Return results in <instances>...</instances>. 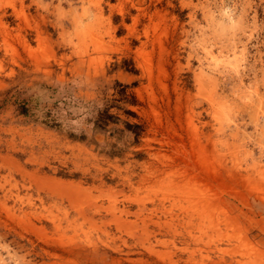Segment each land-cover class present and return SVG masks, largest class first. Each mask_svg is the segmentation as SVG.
<instances>
[{
  "label": "rangeland",
  "instance_id": "obj_1",
  "mask_svg": "<svg viewBox=\"0 0 264 264\" xmlns=\"http://www.w3.org/2000/svg\"><path fill=\"white\" fill-rule=\"evenodd\" d=\"M0 264H264V0H0Z\"/></svg>",
  "mask_w": 264,
  "mask_h": 264
},
{
  "label": "trees",
  "instance_id": "obj_2",
  "mask_svg": "<svg viewBox=\"0 0 264 264\" xmlns=\"http://www.w3.org/2000/svg\"><path fill=\"white\" fill-rule=\"evenodd\" d=\"M128 85H124L120 82H115V92L117 95H119V99H113V100H104L102 109H98L97 113L99 115L98 119V128L103 129L109 121H111L114 116L110 114L111 108H117L119 110H123L122 105L123 104H129V105H136V100H134V96L128 93ZM131 98V100H130ZM28 100H25L27 102ZM20 112L29 115V109L26 106H22L20 108ZM118 118V117H117ZM53 121V120H52ZM54 123V122H52ZM54 125V124H53ZM129 127H137L138 125H131L127 124Z\"/></svg>",
  "mask_w": 264,
  "mask_h": 264
}]
</instances>
